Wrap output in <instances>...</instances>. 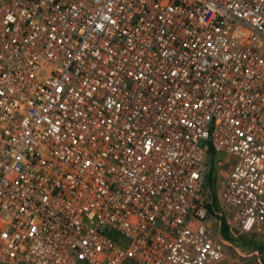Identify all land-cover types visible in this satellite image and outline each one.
Masks as SVG:
<instances>
[{"label": "built area", "instance_id": "1", "mask_svg": "<svg viewBox=\"0 0 264 264\" xmlns=\"http://www.w3.org/2000/svg\"><path fill=\"white\" fill-rule=\"evenodd\" d=\"M223 222L264 241V0H0V264H218Z\"/></svg>", "mask_w": 264, "mask_h": 264}, {"label": "rangeland", "instance_id": "2", "mask_svg": "<svg viewBox=\"0 0 264 264\" xmlns=\"http://www.w3.org/2000/svg\"><path fill=\"white\" fill-rule=\"evenodd\" d=\"M212 169V182L209 187L211 194L215 196L228 171V164L223 166L213 164ZM112 236L117 237L116 234ZM235 237L228 247V256L218 264H264V241L260 237L254 234H239Z\"/></svg>", "mask_w": 264, "mask_h": 264}, {"label": "trees", "instance_id": "3", "mask_svg": "<svg viewBox=\"0 0 264 264\" xmlns=\"http://www.w3.org/2000/svg\"><path fill=\"white\" fill-rule=\"evenodd\" d=\"M212 166H213V157L210 159V166H209V170L206 174V179H205V182L206 184H210L212 182V178H211V173H212ZM215 197V196H214ZM215 203H216V197H215ZM221 233L223 235V237H225L226 239H229V240H234L236 237L233 236L227 229V226L226 224L223 222V225H222V229H221Z\"/></svg>", "mask_w": 264, "mask_h": 264}]
</instances>
